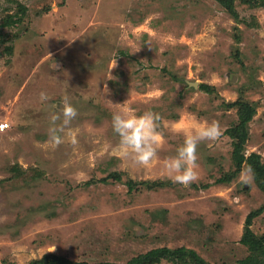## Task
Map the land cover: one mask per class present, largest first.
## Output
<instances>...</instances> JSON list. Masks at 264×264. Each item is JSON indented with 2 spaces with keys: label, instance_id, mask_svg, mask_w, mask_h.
<instances>
[{
  "label": "rangeland",
  "instance_id": "1",
  "mask_svg": "<svg viewBox=\"0 0 264 264\" xmlns=\"http://www.w3.org/2000/svg\"><path fill=\"white\" fill-rule=\"evenodd\" d=\"M235 4L239 19L216 0H0V125L9 124L0 129V264L47 253L126 264L161 246L213 264L249 254L240 239L264 191L247 166L216 180L235 170L225 131L238 115L226 103L240 97L256 106L246 154L264 160V0ZM17 12L18 23L3 25ZM65 95L78 110L75 142L53 148L49 116ZM128 100L135 114L162 118L159 159L147 168L114 150V105ZM212 120L221 135L199 144V178L174 183L161 162ZM128 179L162 186L129 191ZM252 228L264 233V213Z\"/></svg>",
  "mask_w": 264,
  "mask_h": 264
},
{
  "label": "clouds",
  "instance_id": "2",
  "mask_svg": "<svg viewBox=\"0 0 264 264\" xmlns=\"http://www.w3.org/2000/svg\"><path fill=\"white\" fill-rule=\"evenodd\" d=\"M49 99L47 93H40L42 102ZM129 103L130 100L114 105L118 110L112 114L111 123L114 133L119 137L114 150L123 160L147 168L159 159L158 151L164 139L160 131L162 118L158 113L150 110L137 115L129 108ZM62 105L60 114L52 113L49 116L48 143L53 148L64 143L65 136L75 142L76 130L70 125L78 116V110L71 104L67 95L63 97ZM178 127L179 124H174L173 130ZM220 135V125L215 120L205 121L195 129L186 131L183 143L177 148L176 154L166 157L161 162L163 173L174 183L185 187L194 183L199 178L197 171L199 144L216 141ZM161 264H164L163 260Z\"/></svg>",
  "mask_w": 264,
  "mask_h": 264
},
{
  "label": "trees",
  "instance_id": "3",
  "mask_svg": "<svg viewBox=\"0 0 264 264\" xmlns=\"http://www.w3.org/2000/svg\"><path fill=\"white\" fill-rule=\"evenodd\" d=\"M233 18L239 19V14L236 9V0H216ZM250 1V0H245ZM258 4V1L254 2ZM19 12L26 13L27 8L22 3H19ZM8 14L3 21V25L11 26L20 21L17 17L18 13ZM200 89L207 93H212L214 88L209 84H200ZM230 108L237 109V121L226 129L225 133L232 140V160L235 165V170L232 174H225L216 180L217 183H227L234 179L242 169L247 166L251 169L255 182L260 189L264 191V160L257 152L246 154V145L250 138L249 123L256 114V106L240 97L237 100L226 103ZM116 180L121 181L122 177L119 173L112 174ZM105 181L108 179H104ZM129 191H133L141 186L147 188H157L162 186L160 182L150 181H135L133 179L126 180ZM264 213V205L251 211L244 225V232L240 242L245 245L249 254L235 264H264V233L257 234L252 226L255 218ZM167 261L172 264H213L202 257L196 250L185 246L168 247L161 246L152 248L144 253H140L132 257L126 264H161V261ZM28 264H122L110 261L90 262L86 260L75 261L67 256L58 255L55 253H47L41 258L34 259Z\"/></svg>",
  "mask_w": 264,
  "mask_h": 264
},
{
  "label": "built area",
  "instance_id": "4",
  "mask_svg": "<svg viewBox=\"0 0 264 264\" xmlns=\"http://www.w3.org/2000/svg\"><path fill=\"white\" fill-rule=\"evenodd\" d=\"M9 127V124L6 122V123H2L1 125H0V129L1 130H5V129H7Z\"/></svg>",
  "mask_w": 264,
  "mask_h": 264
}]
</instances>
